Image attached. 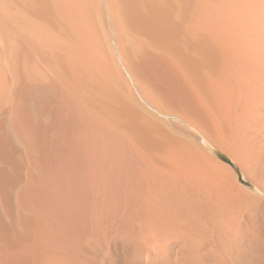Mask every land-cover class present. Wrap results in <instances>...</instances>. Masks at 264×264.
I'll return each mask as SVG.
<instances>
[{
	"label": "bare ground",
	"instance_id": "6f19581e",
	"mask_svg": "<svg viewBox=\"0 0 264 264\" xmlns=\"http://www.w3.org/2000/svg\"><path fill=\"white\" fill-rule=\"evenodd\" d=\"M0 264H264V0H0Z\"/></svg>",
	"mask_w": 264,
	"mask_h": 264
},
{
	"label": "rangeland",
	"instance_id": "374dc122",
	"mask_svg": "<svg viewBox=\"0 0 264 264\" xmlns=\"http://www.w3.org/2000/svg\"><path fill=\"white\" fill-rule=\"evenodd\" d=\"M209 148H210V151H211L212 153H214V154H216V155H222V154H221L220 152H218L214 147L209 146ZM222 156H223V155H222ZM223 157H224V156H223ZM226 160H227L226 162H227L228 164H230V165H231V166H232V167L238 172L241 182H242L244 185H246L247 187L253 189V188H254L253 185H252L248 180H246L247 178H244L242 172L240 173L238 167L234 166V165L230 162V160H228V159H226Z\"/></svg>",
	"mask_w": 264,
	"mask_h": 264
}]
</instances>
